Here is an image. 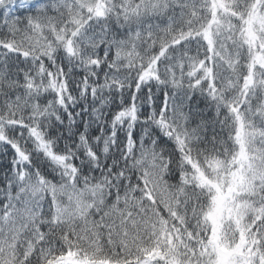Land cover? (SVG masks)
<instances>
[{
    "label": "snow or ice",
    "instance_id": "6c2138e0",
    "mask_svg": "<svg viewBox=\"0 0 264 264\" xmlns=\"http://www.w3.org/2000/svg\"><path fill=\"white\" fill-rule=\"evenodd\" d=\"M232 7L264 21V0ZM206 8L0 0V264H152L143 237L161 232L187 235L178 264H216L218 211L222 247L238 240L224 213L247 221L235 264H264V67L244 24L209 52Z\"/></svg>",
    "mask_w": 264,
    "mask_h": 264
},
{
    "label": "trees",
    "instance_id": "16d2710c",
    "mask_svg": "<svg viewBox=\"0 0 264 264\" xmlns=\"http://www.w3.org/2000/svg\"><path fill=\"white\" fill-rule=\"evenodd\" d=\"M201 2L203 3L204 0H201ZM237 2L244 4L246 2H250V0H206L207 8L204 10V15L206 16V21H205L206 26L211 27L215 24H218L220 26L218 27V25H216L212 28V31H210V34H209L210 43L208 45L209 52H211L212 38L219 37L220 31L227 32L229 30V21L231 22V24H234L237 26L245 23L247 29H250L252 27V25L250 24L251 22L250 18L254 16L258 17V19L260 18L259 14L257 13L256 15H250L246 19L242 20L240 17V14L234 11L232 7ZM255 2L258 4L260 0H255ZM212 8L219 12V14L216 13V15L218 14L219 20H217L218 18L216 19L212 11ZM222 13L226 20L223 19ZM240 34L242 33L240 31H237L235 33V37L237 38V40H239L243 44V47L245 49L251 46L254 52V59L252 62L254 64H259L261 67H264V44L260 43V36L257 35L256 36L257 38L255 37L256 39L254 40V42H253V37L250 42H245L243 38L245 34L243 33L242 34L243 36H240ZM229 43H231V41H229ZM257 47H259L260 51L256 50ZM217 131H219V129H217ZM241 134L245 135L249 140L251 139V133L247 129L246 126L242 125L236 132L237 136H240ZM206 146L211 148L210 144ZM227 160L231 161V157L230 156L227 157ZM201 163L203 164L204 162L201 161ZM230 166L231 165L229 164L228 167ZM204 167H205V171L207 172V175L205 174V172H201L200 179L205 184H212L213 182L209 178L215 177V170L213 168L208 167L206 164L204 165ZM219 179L222 182L228 181V183H232V184L239 183V181L235 180L233 176L227 170L220 172ZM223 187L224 189H227L229 188V185H225ZM240 194L243 195V192H241ZM216 214L219 215V222H218L217 231L214 230V233H218L221 228V224H220L221 216H220L219 211ZM224 216L225 218L232 219L233 225L235 226V231L238 232V240H237L236 247L234 249H228V248L222 247L219 243H217V239H216L217 236H215L214 238L212 237L214 227L209 220V223L211 224V225L209 224L211 228V232L209 234H206L205 242L208 243L210 246L212 244H215L216 246L214 248L210 247L209 249H206V251L208 250L213 251L216 254V258L219 257L221 260L219 264H235V260L239 257V249L247 243V240L245 238L246 232L244 230L239 229V222L241 221L247 222V221H244L243 217H234V216H231L229 213H224ZM169 228H170V225H169ZM218 228H219V231H218ZM233 234H234L233 230H229V235L231 236ZM143 239H144L145 244L149 245L151 248L149 255L151 257L152 264H164L165 260H167V264H178V255L185 251L184 243L186 242L190 243V241H188L186 234H185L184 240L181 241V239L177 237L175 232H172V234L170 235H167L161 232L159 233L158 240H155L151 235L146 234L144 235ZM162 250H163V254H162ZM132 251L135 252V249L133 248ZM85 264H106V261H102V260L87 261L85 260Z\"/></svg>",
    "mask_w": 264,
    "mask_h": 264
},
{
    "label": "rangeland",
    "instance_id": "374dc122",
    "mask_svg": "<svg viewBox=\"0 0 264 264\" xmlns=\"http://www.w3.org/2000/svg\"><path fill=\"white\" fill-rule=\"evenodd\" d=\"M212 11H213L216 19L218 18L217 20H219V17H218L219 12L216 11L215 9H213V8H212ZM216 13H218V14L216 15ZM222 17H223L224 20H226L224 15H223V13H222ZM250 20H251L250 24L252 25V27L250 29H247L245 23H243L245 25V31L243 32L245 34V36L240 34V36H243V38H244V40H246V42H250L252 40V37H253V42H254V40L257 38L256 36L259 35V33L264 32V21H262L260 18L258 19V17H255V16L250 18ZM216 25H218V24H215V25L210 27L211 31H212V28L214 26H216ZM250 37H251V39H250ZM227 183H228V181L223 182V186L230 184V183H228V184ZM211 186L213 188L217 187V185L215 183H212ZM224 190H225V192H227V191L230 190V188H227V189H224ZM209 220H210L211 224L214 227V228L212 227L213 228L212 237L214 238L218 234V233H214V230L217 231L218 222H219V215L218 214L210 215ZM218 231H219V228H218ZM220 262H221L220 258L217 257L216 258V264H219Z\"/></svg>",
    "mask_w": 264,
    "mask_h": 264
}]
</instances>
